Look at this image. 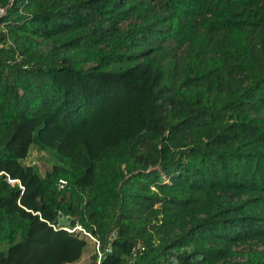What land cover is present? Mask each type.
I'll list each match as a JSON object with an SVG mask.
<instances>
[{
    "label": "trees",
    "instance_id": "trees-1",
    "mask_svg": "<svg viewBox=\"0 0 264 264\" xmlns=\"http://www.w3.org/2000/svg\"><path fill=\"white\" fill-rule=\"evenodd\" d=\"M2 10L0 264H264V0Z\"/></svg>",
    "mask_w": 264,
    "mask_h": 264
},
{
    "label": "rangeland",
    "instance_id": "rangeland-1",
    "mask_svg": "<svg viewBox=\"0 0 264 264\" xmlns=\"http://www.w3.org/2000/svg\"><path fill=\"white\" fill-rule=\"evenodd\" d=\"M26 163L30 166L37 167L41 175H44L46 171L51 170L54 165L53 160L50 157L39 152L36 148H32ZM97 252L98 244L94 239L88 237V246L84 252V256L77 264H89L92 261V256Z\"/></svg>",
    "mask_w": 264,
    "mask_h": 264
},
{
    "label": "built area",
    "instance_id": "built-area-1",
    "mask_svg": "<svg viewBox=\"0 0 264 264\" xmlns=\"http://www.w3.org/2000/svg\"><path fill=\"white\" fill-rule=\"evenodd\" d=\"M3 14H5V11H0V15H3ZM58 186H59V188L60 189H65L66 188V186H67V182L66 181H64V180H62V181H60V183L58 184ZM64 218H66V217H64V216H62V215H60V221H62ZM59 226L60 227H62L64 230H66L67 232H69L70 234H84V235H86V236H88V237H90L91 239H93L91 236H90V234L85 230V229H83L82 228V226H80V225H78V224H76V226L74 227V228H72V227H70L69 225H67V226H63V225H61L60 224V222H59ZM55 228V230H57V228L56 227H54ZM96 241V240H95ZM97 243V242H96ZM98 244V243H97ZM99 244H98V264H100V260H101V258H102V256H103V253L102 252H100L99 251ZM105 252H111V245H109L108 247H106V249H105Z\"/></svg>",
    "mask_w": 264,
    "mask_h": 264
},
{
    "label": "water",
    "instance_id": "water-1",
    "mask_svg": "<svg viewBox=\"0 0 264 264\" xmlns=\"http://www.w3.org/2000/svg\"><path fill=\"white\" fill-rule=\"evenodd\" d=\"M60 224L63 226L69 225L70 227L74 228L76 226V222L73 220H70L69 218H64L62 221H60Z\"/></svg>",
    "mask_w": 264,
    "mask_h": 264
}]
</instances>
